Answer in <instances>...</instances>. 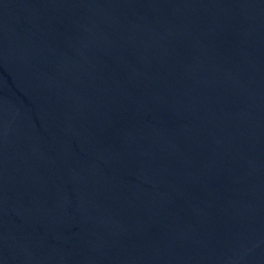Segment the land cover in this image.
<instances>
[{"label": "water", "instance_id": "obj_1", "mask_svg": "<svg viewBox=\"0 0 264 264\" xmlns=\"http://www.w3.org/2000/svg\"><path fill=\"white\" fill-rule=\"evenodd\" d=\"M0 264H264V0H0Z\"/></svg>", "mask_w": 264, "mask_h": 264}]
</instances>
